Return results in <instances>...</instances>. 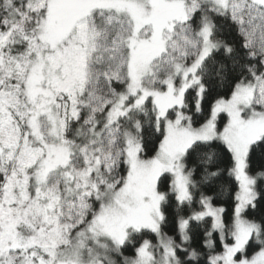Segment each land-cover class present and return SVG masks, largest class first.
Here are the masks:
<instances>
[{"label":"snow or ice","instance_id":"1","mask_svg":"<svg viewBox=\"0 0 264 264\" xmlns=\"http://www.w3.org/2000/svg\"><path fill=\"white\" fill-rule=\"evenodd\" d=\"M0 264H264V0H0Z\"/></svg>","mask_w":264,"mask_h":264},{"label":"trees","instance_id":"2","mask_svg":"<svg viewBox=\"0 0 264 264\" xmlns=\"http://www.w3.org/2000/svg\"><path fill=\"white\" fill-rule=\"evenodd\" d=\"M261 161L259 159H257L256 163L259 164Z\"/></svg>","mask_w":264,"mask_h":264}]
</instances>
